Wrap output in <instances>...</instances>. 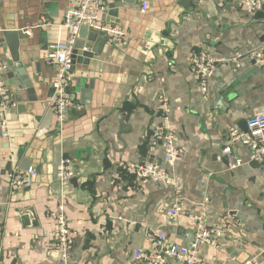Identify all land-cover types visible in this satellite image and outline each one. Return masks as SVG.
Masks as SVG:
<instances>
[{"label": "crops", "instance_id": "0c3cea01", "mask_svg": "<svg viewBox=\"0 0 264 264\" xmlns=\"http://www.w3.org/2000/svg\"><path fill=\"white\" fill-rule=\"evenodd\" d=\"M179 1L149 0L145 14L121 8L116 18L101 15L126 32L129 43L105 46L75 64L72 99L79 109L69 112L60 136L49 115L55 71L46 59L67 37L59 24L69 0H0L1 33L31 29L20 41L15 68L24 70L36 98L24 111L14 100L9 139L0 140V264H59L47 238L59 205L75 233L69 264H136L133 252L144 249L149 232L187 245L194 230L188 215L202 214L210 228H225L214 245L202 247L204 264H234L246 255L245 261L264 258V163L252 167L250 150L238 144L232 157L223 153L230 132H244L245 121L264 112V71L242 79L251 69L249 56L264 48V25H251L249 14L235 5L226 12L210 0L197 1L183 11ZM46 3L57 4V18L44 11ZM43 19L53 26L36 28ZM199 52L229 61L207 80L206 94L190 68L191 56ZM0 56L10 62L3 45ZM8 87L16 98L17 87ZM161 97L180 150L170 168L154 143L162 124ZM61 158L71 161L75 182L54 198ZM24 159L30 161L28 170L40 167V172L30 189L11 194L7 172L24 171ZM236 160L242 164L230 169ZM140 163L166 168L182 180V193L137 180L128 167ZM176 197L193 208L186 210L183 203L181 217L170 219L167 210ZM27 209L36 221L28 226L22 221Z\"/></svg>", "mask_w": 264, "mask_h": 264}, {"label": "built area", "instance_id": "2783aa9c", "mask_svg": "<svg viewBox=\"0 0 264 264\" xmlns=\"http://www.w3.org/2000/svg\"><path fill=\"white\" fill-rule=\"evenodd\" d=\"M139 12L147 13L149 0H137ZM238 8H243L247 14L253 15L258 11H264V0H233ZM104 0H69L59 26L66 30L67 37L52 47L46 59L47 66L55 71L54 80L51 84L53 95L49 100V107L55 123L57 135H62L66 126L68 114L79 106L72 99V87L74 79V65L71 59L73 47L77 40L79 28L83 22H87L90 29L103 33L107 39V45L116 48H125L128 43V35L122 29L110 23L102 22L101 15L106 11ZM53 23L41 20L36 28L52 27ZM31 29L28 28L25 33ZM1 33V32H0ZM237 57L232 59L236 62ZM249 59L255 61V65L264 71V48L253 52ZM225 58H217L209 52L195 53L190 58V68L198 81L202 93H207V80L215 74L220 65L228 63ZM237 69L239 68L236 63ZM7 71V65L0 56V140L9 139L8 114L16 107L13 94L9 87L3 83V76ZM162 112V124L156 130L154 143L163 150L162 164L168 168L173 166L180 150L175 143V134L168 122V108L164 97L160 98ZM245 131L232 130L228 136L227 145L223 153L229 157L233 156L232 146L241 145L251 152V158L261 162L264 159V112L253 115L245 121ZM242 164L236 160L230 165L234 169ZM128 169L134 173L137 180L141 182H161L172 189L175 188L174 177L165 168L154 163L132 164ZM76 175L69 159L61 158L56 168V179L60 185L61 192L68 189L70 181ZM35 170L20 171L16 167L7 172L6 180L8 190L11 194L30 189L36 178ZM183 200L176 197L167 210L170 219L180 218L183 214ZM194 222L192 240L187 245L169 243L165 233H153L148 236L149 250L135 249L133 260L136 264H204L201 250L204 245H214V239L221 237L225 228L218 226L210 228L204 218L199 216H188ZM214 232L215 237L211 232ZM75 233L70 229L67 222L65 207L59 205L52 216L51 229L47 238L52 241L54 251L59 257V264H69L70 250L74 245ZM243 264H264V258L252 259Z\"/></svg>", "mask_w": 264, "mask_h": 264}, {"label": "water", "instance_id": "95a60500", "mask_svg": "<svg viewBox=\"0 0 264 264\" xmlns=\"http://www.w3.org/2000/svg\"><path fill=\"white\" fill-rule=\"evenodd\" d=\"M197 1L205 2L206 0H180L178 6L183 11H188L190 6ZM210 1L212 2L213 6L219 11L230 12L231 8L235 5L233 0H210ZM105 5L107 7V11H105L103 14H107L109 17L112 18L117 17L118 9L121 8L122 9L129 8L131 10L139 11V6L136 4V0H106ZM44 11L47 12L49 16L52 18L58 17V10L56 3L44 4ZM249 16L251 17L250 20L251 25L253 24L264 25V11H258L255 14ZM101 20L102 22L109 23L103 20V18ZM23 39H27V35L25 34L24 30H4L1 33V37H0V45L7 47L10 55V62H8L7 64L8 65L7 71L5 73L6 81L3 79V83L6 86L14 87L15 85L17 87L16 89L19 91V94L16 96V98L14 97V100L18 104V109L22 111H24L25 104L27 102L36 101L34 90L32 88L33 85L31 84V81L29 80L28 77H26V74L21 67L15 68V65L20 63L19 47H20V41ZM105 46H108L105 35L103 33H99L97 31L90 29L88 23L83 22L79 28L77 40L73 47V52L71 56L73 65L75 66V64L81 58H85L86 60L91 59L94 54L101 53ZM249 65L251 66V69L242 76V79H247L260 71L259 67L255 65L254 60L249 59ZM15 75H17L18 78L15 77ZM52 94H53V89H52ZM29 96L32 97L31 100H29ZM50 114H52L51 109L49 111V115ZM23 162L24 165L20 169L27 171L30 166V161L24 159ZM261 162L264 163V159ZM251 166L254 168H259L260 163L258 161L252 160ZM35 171L37 174H39L40 167H38ZM70 182L74 183L75 180L73 179ZM174 184H175V190L179 193H182L183 191L182 180L179 178H175ZM52 190H53V194H51V196L54 198H58L61 193L60 185L58 182L53 184ZM183 203L185 204L186 210H190L191 208H193V205L190 204L187 200H183ZM205 210H207V208H205ZM22 217H23L22 221L26 226L30 225L29 221L31 222L35 221L34 211L32 209L25 210ZM32 225L34 227H37V223H34ZM227 231L231 233L238 240H241L240 234H237V232H235L232 227L227 226ZM148 234L149 235L153 234V232H149ZM149 248H150L149 242L145 243L144 249L149 250ZM55 255L57 258L60 257V255L57 252H55L54 256ZM243 258L246 259L243 260ZM245 260H247V255L240 257V259L236 260L234 264H243L244 262H246Z\"/></svg>", "mask_w": 264, "mask_h": 264}]
</instances>
